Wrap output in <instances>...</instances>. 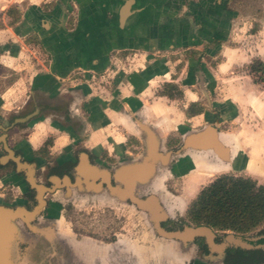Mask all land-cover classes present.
Wrapping results in <instances>:
<instances>
[{"label":"rangeland","instance_id":"374dc122","mask_svg":"<svg viewBox=\"0 0 264 264\" xmlns=\"http://www.w3.org/2000/svg\"><path fill=\"white\" fill-rule=\"evenodd\" d=\"M42 1H48V9L53 3L50 4L49 0H0V33L6 28V24L12 22V19L6 16L9 10L8 5L21 8L23 13V10L35 7ZM16 11L18 12V10ZM209 15V19L216 22L213 25L219 32L217 35L219 40L205 44L206 46L195 43L175 50L195 51L196 59L184 57L183 54L171 56L170 59H162L156 56L155 54L158 52H155L148 60L150 62L148 67L143 70H140L142 67H138L139 71L136 72L135 68L130 67V65L137 63L140 57L131 55L134 59H130L129 56L125 65L115 61L114 67H111V70L107 71L106 74L97 75L95 72L86 69H76L67 75V78L74 81L75 84L68 85L84 88L90 92L89 99L82 102L81 109L85 111L84 105L86 104V108L91 110V113L85 116H90L91 119L89 120L95 121L92 124L95 128V126H100L102 121L110 123V119L105 113V105L109 101L119 102L126 93V89L123 88L124 91H121L120 86L128 79V84H132L133 94L137 96L143 94L145 100L149 99L152 104H155V107L160 108V115L170 121L171 128L166 138L165 151L177 149L181 144V135L186 130L194 126L216 124L220 130H224L227 135L234 138L238 150L245 160V168L241 172L246 178H252L260 185H264V72L257 71L254 74L251 71L257 61H262L258 59L260 48L256 47L264 43V0H232L230 7L228 6L226 10L217 9L214 13L210 12ZM18 27L13 28L18 42L13 45L15 51L12 52V56L16 57L17 60L10 67L6 66V60L2 58L10 50L11 45H8L7 42L3 44L4 39L0 40L2 43L0 44V56H2L0 57V122L4 124L8 122L9 112L28 108L25 105L31 83L29 79L34 73L42 69L40 63H43L44 67L47 68L56 65L53 56L44 47H40L39 38L32 34L24 38L25 34ZM254 35L257 36L254 37ZM19 39L27 44L29 47L27 51L23 52L20 49L19 45L22 43ZM202 46H205V49H196ZM165 53L167 52L165 51ZM195 67L201 68L208 78L206 95H203L194 81L193 71ZM124 69L132 73L133 79ZM56 79L59 83L63 82L61 79ZM151 81L155 82L149 84ZM172 81H175L176 86L168 87L167 83ZM63 87L67 86H60L57 91ZM193 99L197 101V106L193 107V111L201 110V113L189 111L188 107ZM208 99L211 100V105L207 103ZM12 104L13 106H11ZM5 106L11 110H5L3 108ZM112 108L116 109V107ZM10 117L12 116L10 115ZM176 127L180 130L175 131L174 128ZM24 128L18 127L10 132V138H12L10 143L12 142L13 145L20 143L19 145L27 151H33L28 142L29 136L42 133L40 136L41 147L45 146L48 149L46 143L48 141L52 142L51 147H55L56 153L50 156L53 160L61 158L65 149L69 147L66 146L63 150L60 148L62 145L60 143L65 141L66 133H69L67 129L59 128L58 131L50 132L45 128L38 127L35 129V123L27 129ZM115 128L117 127H112L113 130ZM72 137L75 143L83 142L75 135ZM114 144L117 145L115 142ZM120 146L123 145L120 144ZM37 156L41 158L40 155ZM43 156L45 159L48 158ZM172 160L173 172L165 176L163 168L160 169V178L164 177L165 193L157 192V195L161 196L166 203L169 215L175 217L172 220L174 223L169 224V226L190 225L188 211L191 205L197 200L201 191L213 181L223 175L241 177L237 171L230 169L226 171H212L200 167L193 169V166L184 164L180 159L174 158ZM6 171L0 169V202L13 206L24 205L11 203L20 197L21 193L8 184L7 178L1 177ZM211 173L214 176L211 177ZM134 213L133 209H128L125 206L109 209L99 200L95 203L92 201L91 203H82L72 211L63 209L62 205L53 202L51 207L44 210L42 219L58 220L57 228L62 234L81 233L83 236L80 237L92 236L97 241L106 244L114 243L116 234L117 240L122 239V244L126 243L128 247L138 251L140 256L146 255L147 259L142 264H191L197 259H199L198 264H222L216 254L214 255L215 258L208 259L206 262V255L204 256L195 244L192 245V253L186 254L182 261L179 259H156L153 255L163 256L164 253H167L160 244L166 241L155 235L153 226L146 214L139 211L135 216ZM38 223L39 221L36 222V224ZM25 229L29 231L26 226ZM263 230L264 222L247 233V237H258ZM218 233L221 236L225 233L235 234L231 231H218ZM27 247L26 244L20 246L22 253ZM85 248L96 253L104 251L103 247L94 245ZM105 251H108L106 246ZM135 259L137 258L126 254L123 255L122 261L114 259L112 262L114 264H134Z\"/></svg>","mask_w":264,"mask_h":264},{"label":"crops","instance_id":"0c3cea01","mask_svg":"<svg viewBox=\"0 0 264 264\" xmlns=\"http://www.w3.org/2000/svg\"><path fill=\"white\" fill-rule=\"evenodd\" d=\"M231 1L49 0L50 4L53 2L49 9L47 8L48 1H42L35 7L23 10V13L21 8L8 5L9 10L11 8L16 9L13 14H8L9 10L7 11L6 16L12 19V22L6 24V28L0 33V40H5L3 44L7 42L9 43L8 45H11L10 50L3 55L2 59L6 60L5 64L8 67L17 60L16 57L12 56V52L15 51L13 45L18 42L13 28L15 29L18 26V29H21L23 34H25L24 38L30 34L37 36L40 47H44L53 56L55 66L51 65L50 68H47L44 67L43 63H40L42 64V69L30 77V89H28L25 106H29L31 97L37 94L52 96L58 91H71V93L79 96V100L74 105V110L80 116L79 124L81 125L82 123L84 129L81 132L82 134H77L75 131L67 129L69 133H66L65 141L60 143L62 144L60 146L62 150L74 143L75 140L72 135H75L79 140L83 141L82 145L88 148L98 150L101 147L111 151L116 148L123 152V147L129 136L133 135L142 140L138 133V124L132 121L131 117L133 116H137L138 120L141 119L153 127H158L162 131L165 148L166 138L171 128L169 125L171 124L170 121L160 115V108L155 107V104H152L149 99L145 100L143 94L140 96L134 95L132 84H128V79L122 84L124 87L120 86L121 91L126 89V93L120 98L119 102L109 101L105 105V113L108 115L110 123L102 121L100 126H98L99 128L97 126L94 128L92 124L95 121H88L84 111L81 109L82 102L89 99L88 95L90 92L84 88L72 86L75 82L68 79L67 75L76 69H86L95 72L97 75L106 74L107 71L111 70V67H114L115 61L125 65L131 55L140 57V60L134 63L135 65H130L138 72V67H142L140 70L148 67L150 64L148 60L155 52H158L155 55L162 59H170L171 56L178 54L196 59L195 51L175 50L195 43L205 45L219 40L217 37L219 32L216 31L213 25L216 22H212L209 19V13H214L217 9L226 10L228 6L230 7ZM17 18L18 20L16 21ZM256 36L254 35V37ZM21 43L22 45H19L20 49L23 52L27 51L29 48L27 44L22 40ZM205 46L196 49H205ZM256 48H260L258 59L264 62V43ZM130 59L134 58L131 57ZM124 70L133 79L132 73L127 69ZM193 75L197 87L203 95H206L208 78L204 71L195 67ZM56 78L61 79L63 82L59 83ZM33 81L34 83H32ZM153 82L155 81H151L149 84ZM167 84L168 87L176 86L175 81ZM60 86L67 87L57 91ZM207 103L211 105V100L208 99ZM194 104L197 105L195 99L192 100L188 109ZM140 105L142 106L139 108ZM112 107L119 108L120 111ZM3 108L11 110L7 106ZM190 121L192 122V120ZM54 126L52 120L48 118L35 124V129L40 127L50 132L58 131V128ZM112 127L117 128L113 130ZM192 128L197 127L194 126ZM174 130L180 129L176 127ZM116 131L120 132L117 133ZM125 132H127V136ZM183 133L181 135V143ZM41 135L42 133H37V135L32 134L29 136L28 142L34 151L42 148ZM142 142L144 141L142 140ZM120 144L123 146H120ZM49 149H51L50 154L53 156L56 153L55 147L50 146ZM177 149L179 148L177 147ZM140 159H136V161ZM200 168H208L213 171L207 164L201 165ZM237 173L242 172L237 171ZM66 234L77 236L71 233Z\"/></svg>","mask_w":264,"mask_h":264},{"label":"water","instance_id":"95a60500","mask_svg":"<svg viewBox=\"0 0 264 264\" xmlns=\"http://www.w3.org/2000/svg\"><path fill=\"white\" fill-rule=\"evenodd\" d=\"M32 117L33 115H29L18 119L17 122L24 123ZM1 129L6 130L0 126ZM138 133L146 145L145 155L140 160L120 168L117 176L122 188L121 186L117 189L112 188L109 179L107 183L114 194H118L123 199L130 198L140 210L146 213L155 235L166 241L160 244L167 253H164L163 256L149 254L156 259H179L182 261L186 254L192 253V245L195 241L204 239L211 252L209 257L203 253L204 256L206 255L205 261L215 258L216 254L224 264L227 250L230 248L264 249V244H253L264 238L263 236L247 237L228 234L222 242L218 243L216 232L208 226H185L182 230L169 231L162 226V223L170 217L164 200L157 194H152L146 200L136 197L160 176L161 168H163L165 176L173 172L172 159L174 158L180 159L184 164H190L193 169H196L194 155H201L208 163L225 169L224 171L229 169L242 171L245 168V160L236 143L227 139L224 130H220L216 124L191 128L183 133L181 147L171 151L164 150L162 131L158 127H153L140 119L138 120ZM0 141L9 154V156L0 159L1 164H5L11 159L16 163L19 171L29 170V182L38 190V204L32 209L21 204L13 206L0 202V264H112L114 259L122 261L123 255L126 254L137 258L134 264L145 262L146 255H138V251L128 247L126 243L122 244V239L112 244H106L89 237L62 234L57 228L58 221H53V219L44 218L36 224L38 217L46 207L44 199L46 189L36 184L33 178L34 166L23 163L21 157L15 156V152L9 148L6 134L0 135ZM85 160L86 156H83L82 161ZM239 176L246 178L243 173H239ZM52 181L56 184L55 188L61 184L58 177H53ZM63 181L69 185L68 178ZM55 188L47 191L54 192ZM25 225L30 232L25 229ZM22 244L28 245L23 253L20 249ZM89 245L103 247L104 251L96 253L91 249L87 250L85 247H89ZM105 246L108 247L107 252ZM198 260L196 264H198Z\"/></svg>","mask_w":264,"mask_h":264},{"label":"flooded vegetation","instance_id":"af4514ba","mask_svg":"<svg viewBox=\"0 0 264 264\" xmlns=\"http://www.w3.org/2000/svg\"><path fill=\"white\" fill-rule=\"evenodd\" d=\"M77 100H79V96L71 93V91H58L52 96L37 94L31 97V102L28 108L21 109V111H8V122H6L5 124L3 122H0V126L5 128L6 130L1 129L0 135H7L8 146L15 152V156H20L23 163H28L34 166L33 178L36 184L46 189V192L44 194V199L46 201L45 209L51 207L54 202L62 205L63 209L72 211L75 208H78L82 203H91V201L92 203H95V201L99 200L100 203H102L109 209H115L118 208V206H125L128 209H133L135 212L134 215L137 216L139 211H143L140 210L130 198L123 199L118 194H114L110 186L115 189L119 188L120 186L122 188L123 186L120 185L117 176L120 168L123 165L132 163L136 161V159L142 158L145 155L146 145L139 138L133 135L129 136L125 142V146L123 147V152L120 149L116 148H114L112 151L103 148H100L98 150L91 149L82 145V143L74 142L72 145L65 149L63 153L64 155L61 158H57L54 160L52 159V157H50L52 155L48 150L50 145L52 144L51 141H48L51 142V144H48V149H46L44 146L35 151H27L19 145L20 143H16L14 145L12 144V142L10 143V139H12L10 138V132L12 130L18 127H25L24 129H27L33 123L37 124L48 118L52 120V123L56 127H58V129H70L75 131L77 134H82L81 132L84 129V126L82 125V123L81 125L79 124L80 116H78V113L74 110V105H76ZM141 106L142 105H140L139 108ZM84 109L85 111H82H84L85 115L91 113V110L88 109V107L86 108V104L84 105ZM116 110L120 111L119 108ZM10 115L12 117H10ZM29 115H33V117L27 122H17L18 119L25 118ZM131 118L134 123L138 124L137 116H133ZM87 119L89 121L91 117L89 116L87 117ZM181 144L178 148L181 147ZM0 149L2 151L0 159L4 156H9L4 144L1 141ZM37 155H40L41 158H39ZM43 155L48 158L45 159ZM83 156H86L85 161H82ZM0 165V169L7 170L1 177L3 179L7 178L9 180L8 184L14 189H18L21 193L20 197H18L11 203H22L28 209L34 208L38 204V190L34 188L29 182L30 171H19L18 166L11 159L8 160L5 164H1L0 162ZM53 177L60 178V186H57L55 188L56 184H54V182L52 181ZM65 178L69 179V185H66L64 183L63 180ZM108 179L110 182V186L107 183ZM53 188H55L54 192L47 191ZM152 194H157V192L149 186L145 189V191L138 193L136 197L146 200ZM43 215L44 211L38 217L36 222L40 221ZM174 218L175 217L170 216L166 221L162 223V226L169 231L184 229L185 226H169V224L174 223L172 221L174 220ZM189 226L196 225L190 224ZM214 231L217 234L216 241L218 243L222 242V240L228 235V233H225V235L221 236L219 235L217 230ZM74 234L76 233L74 232ZM76 235L83 236V234L81 233H77ZM243 236H247V234ZM262 236L264 237V234H262L261 231L258 237ZM88 237L94 238L92 236ZM114 240V243L118 241L116 238V234ZM261 240H264V238H261L255 243H258ZM194 244L198 246L199 251L206 254L207 256L211 254L210 249L204 239H198ZM191 264H196V262L192 261Z\"/></svg>","mask_w":264,"mask_h":264},{"label":"trees","instance_id":"16d2710c","mask_svg":"<svg viewBox=\"0 0 264 264\" xmlns=\"http://www.w3.org/2000/svg\"><path fill=\"white\" fill-rule=\"evenodd\" d=\"M14 12L11 8L8 14ZM251 71L264 72V62L257 61ZM195 106L191 105L189 111L201 113V110L193 111ZM188 221L196 226L246 235L264 222V186L252 178L223 175L201 191L188 211ZM253 244L263 245L264 240ZM225 264H264V249L230 248Z\"/></svg>","mask_w":264,"mask_h":264},{"label":"bare ground","instance_id":"6f19581e","mask_svg":"<svg viewBox=\"0 0 264 264\" xmlns=\"http://www.w3.org/2000/svg\"><path fill=\"white\" fill-rule=\"evenodd\" d=\"M225 136L230 141H232V140L234 141V138H231L229 135L225 134ZM194 159H195V162H196V168L200 167L203 164H207L214 171H223V170H225V169H222V168H219V167H216V166L211 165L210 163H208V161L205 159V157H203L201 155H194ZM210 176L212 177V176H214V174L211 173ZM163 185H164V177L163 178L162 177L160 178V176H159V177L156 178V180L152 183V185L150 187L154 188L156 192L162 191V192L165 193V190H164V186Z\"/></svg>","mask_w":264,"mask_h":264}]
</instances>
